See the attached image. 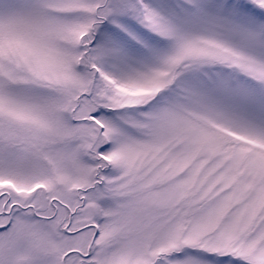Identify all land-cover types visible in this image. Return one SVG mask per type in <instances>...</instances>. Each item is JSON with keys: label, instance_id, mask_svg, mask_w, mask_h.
Listing matches in <instances>:
<instances>
[{"label": "snow or ice", "instance_id": "snow-or-ice-1", "mask_svg": "<svg viewBox=\"0 0 264 264\" xmlns=\"http://www.w3.org/2000/svg\"><path fill=\"white\" fill-rule=\"evenodd\" d=\"M0 264H264V0H0Z\"/></svg>", "mask_w": 264, "mask_h": 264}]
</instances>
